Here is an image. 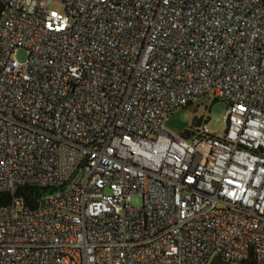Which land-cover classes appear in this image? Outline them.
Segmentation results:
<instances>
[{
	"label": "built area",
	"instance_id": "obj_1",
	"mask_svg": "<svg viewBox=\"0 0 264 264\" xmlns=\"http://www.w3.org/2000/svg\"><path fill=\"white\" fill-rule=\"evenodd\" d=\"M2 193L0 264H264V0H0Z\"/></svg>",
	"mask_w": 264,
	"mask_h": 264
},
{
	"label": "rangeland",
	"instance_id": "obj_2",
	"mask_svg": "<svg viewBox=\"0 0 264 264\" xmlns=\"http://www.w3.org/2000/svg\"><path fill=\"white\" fill-rule=\"evenodd\" d=\"M52 7L60 11L64 9L62 3L57 1L52 4ZM15 58L24 64L28 60V53L24 49H19L15 53ZM226 112L227 104L224 101L206 96L188 107L172 112L163 128L172 135L183 136L186 131L196 130L193 126L195 121L200 122L201 125H207L214 133H220L225 124ZM142 203L140 196L133 197V206L140 207Z\"/></svg>",
	"mask_w": 264,
	"mask_h": 264
},
{
	"label": "trees",
	"instance_id": "obj_3",
	"mask_svg": "<svg viewBox=\"0 0 264 264\" xmlns=\"http://www.w3.org/2000/svg\"><path fill=\"white\" fill-rule=\"evenodd\" d=\"M199 125H201L200 122L196 123L194 121L193 123L194 127H197ZM192 134H193L192 131H186L185 133H183V137L186 139H191ZM44 193L45 192L44 190L42 191V189L40 190V189L33 188V187H26L24 188L23 191L20 192V195L18 196L30 204L38 205L40 200H42ZM10 201H11L10 194H7V193L0 194V207L8 205ZM245 264H257V262L254 258H251Z\"/></svg>",
	"mask_w": 264,
	"mask_h": 264
},
{
	"label": "water",
	"instance_id": "obj_4",
	"mask_svg": "<svg viewBox=\"0 0 264 264\" xmlns=\"http://www.w3.org/2000/svg\"><path fill=\"white\" fill-rule=\"evenodd\" d=\"M210 264H232L226 260H224L223 258L216 256L212 259V261L210 262Z\"/></svg>",
	"mask_w": 264,
	"mask_h": 264
}]
</instances>
